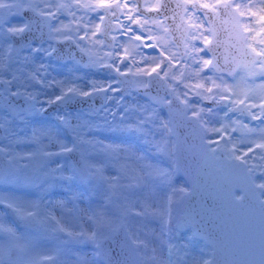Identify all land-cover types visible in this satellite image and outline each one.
<instances>
[{
  "label": "snow or ice",
  "instance_id": "snow-or-ice-1",
  "mask_svg": "<svg viewBox=\"0 0 264 264\" xmlns=\"http://www.w3.org/2000/svg\"><path fill=\"white\" fill-rule=\"evenodd\" d=\"M0 135V264H264V0H0Z\"/></svg>",
  "mask_w": 264,
  "mask_h": 264
},
{
  "label": "flooded vegetation",
  "instance_id": "flooded-vegetation-1",
  "mask_svg": "<svg viewBox=\"0 0 264 264\" xmlns=\"http://www.w3.org/2000/svg\"><path fill=\"white\" fill-rule=\"evenodd\" d=\"M139 3L143 4L144 0H138ZM149 3H155L156 0H148ZM141 11L144 13V15H155V13H148L146 11H144L143 9H141ZM70 19V18H69ZM87 19V17L85 18ZM112 17H108V20H112ZM121 19H124V17H121ZM14 22H18V18H15ZM107 23V21H106ZM166 23V22H165ZM72 27H75V22L72 23ZM135 27V26H134ZM82 34V33H81ZM136 43V42H134ZM151 43V41H150ZM148 51H151L150 49ZM137 59H139V57H137ZM35 60L37 63H46L48 64V74H49V79H51L52 77H55L57 80H61V79H66L69 77L71 68L73 67V65H69L66 62L62 61V60H49L45 57H43L42 55H36ZM80 75H85L86 78H92V79H98V80H105L107 79V75L106 74H102L99 72H85L83 70H81V72L79 73ZM87 109V108H86ZM83 109V110H86ZM72 110H80V109H75V108H71ZM54 115H55V110H51L49 113L44 114V115H40L43 116L42 119H38L36 120L33 117L30 118V124L26 127L27 129L30 127H33L35 124L40 123V122H49V125H54L55 121H54ZM48 117L47 120L44 119V117Z\"/></svg>",
  "mask_w": 264,
  "mask_h": 264
},
{
  "label": "rangeland",
  "instance_id": "rangeland-1",
  "mask_svg": "<svg viewBox=\"0 0 264 264\" xmlns=\"http://www.w3.org/2000/svg\"><path fill=\"white\" fill-rule=\"evenodd\" d=\"M163 34V33H161ZM128 102H133L131 100H129ZM87 110V109H86ZM78 111L79 110H72L73 114H78ZM253 111H258V109H253ZM43 116H40V115H35L34 118L36 120H38L39 118L42 119ZM45 120L48 119V117H44ZM43 120V119H42ZM252 123H259V121H252ZM48 126H52V125H49V122H40V123H37L35 124L33 127L35 128H41V127H48ZM17 132L23 136V135H26L28 134V129L25 127L24 131L21 132V130L19 128H17ZM63 135V134H62ZM96 135H98L101 139H104L106 141H111V142H114V143H119V142H125V143H134V138L133 137H130V136H121L119 134H109L107 129H104L98 133H96ZM115 136H118L117 138H115ZM1 141H0V145L4 144V143H7L6 141L3 140V136L1 137ZM29 149V146L26 145V144H20L16 147V152L19 153V154H24L26 153V151H28ZM177 183V186H179L180 184L183 183V180L181 179H177L176 181ZM4 188L3 186H0V191H3ZM57 191H59V189H57ZM26 194H31L30 192L29 193H26ZM156 194L158 196H162L163 195V190L162 189H156ZM59 198V197H57ZM5 221V212L3 209H0V222H4ZM48 241H41V248L39 249V251H46L48 250L47 246H48ZM53 247H55V244L53 243ZM55 254V253H54Z\"/></svg>",
  "mask_w": 264,
  "mask_h": 264
},
{
  "label": "water",
  "instance_id": "water-1",
  "mask_svg": "<svg viewBox=\"0 0 264 264\" xmlns=\"http://www.w3.org/2000/svg\"><path fill=\"white\" fill-rule=\"evenodd\" d=\"M179 17H177V23H179ZM167 24H172L171 20L166 21ZM218 28L220 29L219 31V39L223 42L222 46L220 48V51L227 52L230 57H235L237 60H242L243 57L240 56L239 52L237 51L236 48L231 47V45L234 43V40H230L229 38V31H225V28H228L230 30L231 26L230 25H218ZM99 105V102L97 103V106ZM88 107L87 104L80 105L76 104L71 106V108H85ZM2 135H0V140H1ZM7 165L6 161L0 160V169L5 168ZM182 176V174H181Z\"/></svg>",
  "mask_w": 264,
  "mask_h": 264
}]
</instances>
